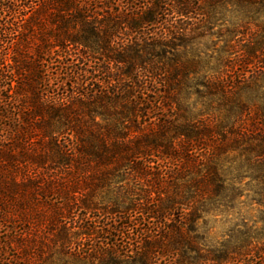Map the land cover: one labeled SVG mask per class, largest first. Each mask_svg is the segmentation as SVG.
<instances>
[{"label":"trees","instance_id":"16d2710c","mask_svg":"<svg viewBox=\"0 0 264 264\" xmlns=\"http://www.w3.org/2000/svg\"><path fill=\"white\" fill-rule=\"evenodd\" d=\"M247 177L264 0H0V264H243L199 221Z\"/></svg>","mask_w":264,"mask_h":264},{"label":"rangeland","instance_id":"374dc122","mask_svg":"<svg viewBox=\"0 0 264 264\" xmlns=\"http://www.w3.org/2000/svg\"><path fill=\"white\" fill-rule=\"evenodd\" d=\"M55 61V60H53ZM58 63L55 61L52 68ZM239 195L231 207H222L218 213H210L199 221L200 232L211 245L228 243L237 239L241 241L250 238L253 244L264 243V200L258 195V186L250 178L239 179ZM255 257L243 264H261L258 258L264 256V246L256 244L253 249Z\"/></svg>","mask_w":264,"mask_h":264}]
</instances>
